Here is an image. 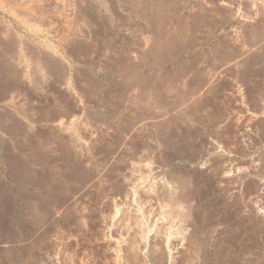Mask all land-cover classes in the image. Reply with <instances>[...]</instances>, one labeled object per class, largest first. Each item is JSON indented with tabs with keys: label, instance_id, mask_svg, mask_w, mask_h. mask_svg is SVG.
Returning a JSON list of instances; mask_svg holds the SVG:
<instances>
[{
	"label": "rangeland",
	"instance_id": "obj_1",
	"mask_svg": "<svg viewBox=\"0 0 264 264\" xmlns=\"http://www.w3.org/2000/svg\"><path fill=\"white\" fill-rule=\"evenodd\" d=\"M83 1L85 10L97 16L92 22L80 20L82 29L85 27L84 33L71 43L78 45L65 46L63 52V45L57 38L30 25L34 21L22 22L14 14L13 7L20 6L0 0V264H37L52 243L59 247L60 255L66 251L65 254L72 253V258L76 256L74 264L163 263L149 251L129 259H124L123 254L114 259L103 251L98 252L99 256L90 251L84 254L70 240L82 225L81 201L88 192L85 181L89 166L82 159H86L88 152L76 143L83 141L87 129L97 130L99 140L104 141L111 133L103 134L102 131L110 125H115L116 129L123 122L114 119L115 116L131 112L135 107L164 113L157 127L148 131L152 137L145 133L136 139L160 142L163 161L176 172L187 175L195 185L188 212L190 216L193 214L190 217L193 229L198 230L193 237L197 241L192 239L193 246L181 251L176 264H264V187L261 188L264 184V42H261L264 41V0ZM154 3H159L160 10L157 4L153 7ZM124 19L128 22V31L124 33L128 37L126 41L129 37L135 38L129 40L128 46L121 44L124 34L116 27L122 22L126 24ZM129 19L137 22L128 25ZM132 25L137 31L132 30ZM129 28L130 32L138 35L145 32L146 35L139 37L134 32L129 33ZM84 36L93 40H86ZM143 38L149 42L140 47L138 42L142 44ZM9 39L12 43L15 41V49H11L13 44ZM125 46H131L129 51ZM135 48H140L139 53ZM95 50L99 53H94ZM18 55L25 61L18 59ZM56 64L59 67L56 68ZM135 79L160 80L161 87L147 86L144 90L149 88V92L147 90L145 97L143 87L124 89L123 84ZM208 79L213 82L206 88L203 83ZM131 94L135 99L132 100ZM75 99L78 102H73ZM70 105V110L78 112L70 114ZM62 115L64 118L74 116L75 122L69 125L72 130L67 134L53 124L54 118L59 120ZM212 140L225 145L224 157L211 149L208 151ZM75 149L82 151L84 157ZM208 155L214 164L203 168L200 162ZM225 163L238 164L240 170L219 183L216 171ZM183 251L188 255L184 253L183 256ZM84 257L89 259L82 261ZM103 258L109 261L101 260ZM62 263L60 258L57 264Z\"/></svg>",
	"mask_w": 264,
	"mask_h": 264
},
{
	"label": "bare ground",
	"instance_id": "obj_2",
	"mask_svg": "<svg viewBox=\"0 0 264 264\" xmlns=\"http://www.w3.org/2000/svg\"><path fill=\"white\" fill-rule=\"evenodd\" d=\"M8 2L13 4L14 6H20L21 7V8L20 7L19 8L18 7H13V12L20 20H22V22L23 21L28 22L27 20H29L30 22L34 21V23L30 24V25H33L34 27L38 28V30L40 29L43 32H45V33H47L49 35H52L55 38H57L59 40V42L61 43V45H63L62 46L63 47V52H64V47L65 46L66 47L70 46L72 48L73 45L71 43L74 44L75 43L74 41L79 39V37L82 36V34L84 33L83 29L85 27L82 29L83 24H82V22L80 20L84 19L87 22H92L93 19H94V16L96 15V14L95 15L91 14L92 13L91 11L88 13L87 9L85 10V8H84L85 4L83 3L84 2L83 0H8ZM156 2H158V1H156ZM105 3H108V2H105ZM156 4L154 3L153 7H155ZM114 5H115V3H114ZM111 6H113V3H112ZM147 6H148V4H147ZM147 6H145V8ZM157 6H158L157 8L159 9V3L157 4ZM163 6H165V4ZM142 7H144V6H142ZM111 8L112 7H110V9ZM115 8H117V7L115 6ZM149 8H151V7H149ZM152 9L153 8H151V10ZM113 10H112V12H113ZM120 10H121V8H120ZM140 10H142V9H140ZM145 10L147 11V9H145ZM153 11H154V9H153ZM116 12L117 11H115V13ZM136 12L137 13H141L142 11L141 12L136 11ZM115 13H112L113 14L112 17L115 16L114 15ZM147 13H149V16H150V11H148ZM118 14H119V11H118ZM151 14H152V12H151ZM140 15H142V14H140ZM126 16L127 15H125V17ZM138 16H139V14H138ZM143 17L145 18V15ZM151 17H153V16H151ZM122 18H124V14H123ZM140 18H141V16H140ZM144 18H143V20H144ZM120 20H121V18H120ZM124 21H125V19H124ZM128 21H130L128 25H131V22L132 23L137 22V21L133 22L130 19ZM118 23H120V22H118ZM127 23L128 22H126V24L125 23L123 24V22H122V25L120 23L119 24L120 26H116V27H120V29L122 30V32H120V33L124 34V33H126L128 31ZM26 24H28V23H26ZM141 24H144V23H141ZM86 25H87V23H86ZM147 25H148V22H147ZM7 26H8V24H7ZM152 27L153 26H151V29H152ZM30 28H29V30H30ZM132 28H133L132 30L137 31V27H133V25H132ZM134 28H136V29H134ZM154 28H156V27H154ZM130 29L131 28H129V33L134 32L132 30H131L132 32H130ZM138 29H139V25H138ZM146 30L147 29H145V31ZM92 31L94 32V30H92ZM139 31H141V30H139ZM144 33H142V34H144ZM89 34H90V32H89ZM92 34H94V33H92ZM133 34H136V33L134 32ZM142 34H140V35L136 34V35H138L139 37L140 36L141 37H145L144 35H146V34H144L143 36H142ZM126 35H128V33ZM111 36H113V35H111ZM13 37H15V36H13ZM126 37H125V34H124L123 37L120 39L121 40V44H123V45L129 44L130 45L129 40L130 41H132V40L134 41L135 40V38L133 39L132 37H129L130 39L128 41H126ZM85 38H86V40L87 39L88 40L91 39V38H87V36L86 37L84 36V39ZM11 39H9V40L11 41ZM3 40L4 39L2 38V41ZM6 40H8V39L6 38ZM91 40H93V39H91ZM146 40H147V38H146ZM48 41H49V39H48ZM138 41H140V40H138ZM143 41H142L143 43L141 42L142 44H140L138 42L140 47H141V45H146L147 46V43L149 42V40H147V42H146L145 39ZM6 42L8 43V41H6ZM14 42H15L14 40H13V43L11 41V45L13 44L11 46V49H13L12 47H14ZM261 42H264V41L261 40ZM44 44H43V46H44ZM56 44H57V42H56ZM83 44H85V43H83ZM131 44H132V42H131ZM76 45H78V44H75L74 46H76ZM91 45H93V44H91ZM94 45H96V44H94ZM29 46L31 47L32 45H29ZM127 46H125V47H127ZM6 47L8 48L9 46L6 45ZM19 47H20V45H19ZM56 47L58 48V46H56ZM66 47H65V49H66ZM130 47H127V49L128 48L130 49ZM48 48H49V46H48ZM83 48H84V50L86 49L85 47H83ZM122 48H123V46H122ZM143 48L144 47H142L141 49H143ZM14 49H15V47H14ZM22 49H24V48H22ZM129 49H128V51H129ZM133 49H134V47H133ZM139 49L135 48L134 51H138ZM45 50L46 49L44 47V51ZM109 50L108 51L106 50V51L109 52ZM122 50H124V49H122ZM87 51H88V49H87ZM95 51H94V53H99V52H97V51L95 52ZM112 51H113V48H112ZM124 51L126 52V50H124ZM45 52H47V51H45ZM69 52H70V50H69ZM119 52H121V50ZM20 53H21V50H20ZM54 53H56V52H54ZM121 53H123V55H124V52H121ZM138 53H139V51H138ZM31 54H33V53H30V55ZM68 54L71 55V53H68ZM92 54H93V52H92ZM106 54H109V53H106ZM19 55H18V59L20 57ZM23 55H24V53H23ZM102 55H104V54H102ZM134 55H133V58H134ZM45 56H46V54H45ZM100 56H101V54H100ZM121 56H122V54H121ZM82 57L83 56H81V58ZM89 57H92V55L89 56ZM20 58L24 59V61H25L24 57L21 56ZM87 58H88V56H87ZM93 58H92V60H93ZM42 59L43 58L41 57V60ZM83 59H84V57H83ZM104 59L106 60V57H104ZM109 59H110V57H109ZM33 61H34V59H33ZM44 61H46V60L43 59V62ZM75 61H76V59H75ZM47 62H49V61H47ZM64 62H66V61H64ZM20 63H22V62L20 61ZM94 63H95V61H94ZM18 64H19V62H18ZM24 64H20V65H24ZM26 64H28V63H26ZM47 64H50V63H47ZM61 64H63V63H61ZM75 64H77V63H75ZM17 65H15V66H17ZM40 65H41V63H40ZM44 65H45V63H44ZM53 65L54 64H52V66ZM123 65H125V64H123ZM57 67H59V65H57L56 68ZM62 67H60V68H62ZM21 69H22V66H21ZM22 71H23V69H22ZM61 71H60V73H61ZM52 72H55V71H52ZM73 73L75 74L76 72H73ZM79 73H81V72H79ZM25 74H26L25 76H27V73H25ZM64 74H65V72H64ZM53 75H56V74L53 73ZM128 76H130V75H128ZM28 79H29V77H28ZM51 79H54V78H51ZM60 79H61V77H60ZM62 79L65 80L63 77H62ZM74 79H77V78H74ZM54 81L55 80H53V82ZM56 81H58V80H56ZM159 82H160V80H159ZM159 82L158 81L157 82H146L144 80L135 79L131 83L129 81L130 84L128 82L127 83L124 82L125 84H123V87H124V89H129L130 86L134 87V88L135 87H140V89L143 87V90H144V89H146L147 86H149V88H151V87H159L160 86ZM211 82H213V81L211 79H208V80H206L205 83H203L204 84L203 86H205L207 88V86H209L211 84ZM51 84L52 83H50V86H51ZM65 85H67V84H65ZM63 86H64V83H63ZM63 86H60V87H63ZM70 86H69V88H70ZM202 88H204V87H202ZM61 89H63V88H61ZM65 89L68 90L67 88H65ZM70 90H72V89H70ZM147 90H144L145 91L143 93L144 97L148 95L147 94ZM136 91H137V89H136ZM148 92H149V90H148ZM72 93H75L74 89H73ZM69 95H71V93ZM136 95H138V94L136 93ZM141 95H142V92H141ZM131 96H132V100H133L134 94L133 95L131 94ZM138 96L136 97V101H138L137 100ZM149 97H151V95ZM87 98H88V96H87ZM191 98H192V96H191ZM191 98H189V100ZM134 99H135V97H134ZM68 100H69V98H68ZM77 100L75 99V101H73V102L76 103V102H78ZM84 100H86V98H84ZM61 101H60V103H61ZM140 103H141V101H140ZM58 104H56V105L60 106ZM62 104H63V102H62ZM61 106H63V105H61ZM72 106H74L76 109L79 108V107H76L75 105H72ZM135 108L137 109V107H135ZM135 108L131 112L130 111L129 112L126 111V112H120L117 115L115 114L116 115L115 118L112 116L114 119H117V120L119 119V121H121V119H122L123 122L121 121L120 122L121 124L120 123H116V125L120 124V126L117 127L116 129L114 127L115 125H112V127H114L113 130H109L110 128H112L111 125H110V127L107 130L106 129H105V131L101 130L103 132V134L104 133H111V134H108L109 137L107 139H105L104 141L99 140V134H98L99 132L97 130L95 132V129H94V132H95L94 133L93 131H90L88 129L87 130L84 129V131L86 130V134H87L86 137L83 139V141L80 140V142L76 143V144H78L77 146H80L81 149H83L84 151L88 152V154L85 153V154L88 155L86 157V159L82 158V159H84V160H86L88 162L87 166H89L88 170L86 171V172H88V174L86 175V181H85L86 182L85 187H86V190L88 192H86V194H85L87 197L81 196L82 198L84 197V199L81 201V216H82V219L81 218L80 219L83 220V221H81L82 225H80L81 227L80 226L77 227V228H80L77 231L74 230V231H76V233L74 232V236L73 237L71 236L72 238L69 237V239L71 238L70 240L73 242L72 244H74V246L79 248V250L81 249L80 251L83 250L84 254L85 253L87 254L88 251L97 252V253L100 252V251H103L104 253H106V255L109 254L110 256H113L114 259H115V257H118L120 254L124 255L125 258L122 256L124 259H129L128 257H132L133 256V257L137 258L144 251H149L152 254L156 255L159 258V260H161L160 262H163V263L166 262L167 264H176V263H178L177 259H178L179 255H181V251L193 246L192 243L194 241L192 239H194V240L197 239V238H193L194 236L196 237L195 232L198 231L197 229L195 231V229H193V226H192V223H194V222H192L190 217L193 216V214L190 216V213L188 212V211H190L188 209L191 206L192 197H193V194L195 192V185L192 183L191 179L187 175H183V174H181L179 172H176L170 166V164L165 163L163 161L162 147H161L160 142H157V141L156 142H148L149 140L148 141L145 140L143 142V141H137V139H136L137 136L138 137L140 135L144 136L145 133H148V135H149L150 133L148 131H151L150 129H154V127H157L158 123L162 119H164L163 118L164 113H162V111H160V110H139V109L136 110ZM70 109H71V105L69 106L68 110H70ZM54 110H59V108L58 109H54ZM81 110H83V109H81ZM100 110H101V108H100ZM72 111L73 110H70L71 113L70 112L69 113L72 114L73 112H76V113L78 112L77 110L73 111V112ZM51 113H53V112H51ZM54 114H56V113H54ZM65 114H67V113L65 112ZM31 116H32V114H31ZM57 116L58 115H56V117ZM62 116L59 118V120L57 119L58 117L54 118L57 121L55 120V122H54V120H53V124L55 123V125L60 129L59 131H62L64 134L65 133L67 134V133L71 132L70 130H72L71 127L69 129V125L73 124L75 122L74 118H73L75 115L73 117H70V118H67V117L64 118V116L63 117ZM66 116H70V115L67 114ZM110 116H109V118L111 119ZM78 119H80V117ZM53 124H51V125H53ZM81 124H84V123H81ZM85 125H86V128H87L88 127L87 124H85ZM82 127H80V128H82ZM82 133H85V132H82ZM80 135H82V134H80ZM101 136H103V135H101ZM149 136H151V135H149ZM70 137L72 138L73 135H71ZM80 139H82V138H80ZM149 139H150V137H149ZM151 141H154V140H151ZM80 147H78V149ZM208 148H209L208 151H210V149H211L212 151H214L216 153L218 152L220 155H222L224 157V155H223L224 153L223 152H224V149H225V145L222 142H220L218 140H212L209 143ZM78 149H75V150L77 152H81V154H82V151H80V150L78 151ZM82 156L84 157L83 154L81 155V157ZM217 161L219 162V160H217ZM85 163H83V165ZM200 163L202 164L203 168H210L214 164L213 160L209 157V155L205 156L201 160ZM239 170H240V166L238 164H234V163H232L230 165H226V163L222 164L219 167V169L216 171V177H217L218 182L222 183L225 179H227V178H229L231 176H235L239 172ZM261 185H262L261 188H263L264 184H261ZM81 187H82V185H81ZM82 190H84V188ZM195 195H196V193H195ZM77 196H78V193H77L76 197ZM73 201H74V198H73ZM74 202L76 204V201H74ZM185 207H186V209H185ZM59 213H61V211ZM54 219H55V217H54ZM57 231H58V229H57ZM67 233L69 234V232H67ZM58 234H59V232H58ZM70 235H72V234H69V236ZM197 236H198V234H197ZM62 241H64V240H62ZM195 241H197V240H195ZM64 244H62V245L64 246ZM58 245H59V243H58ZM69 245H70V243H69ZM69 245H67V246H69ZM64 247L61 246V248H64ZM42 248H44V247H42ZM58 248H57V245L55 243H52L50 245V247H48V249L46 250V252L43 255V257H41V262H39L37 264H57L58 260L60 258L63 261L62 264H74L73 259L76 256L75 257L73 256L74 258H72V256H71L72 253L65 254L66 251H65L64 255L63 254L60 255L61 251H59ZM68 248L69 247H67V249ZM71 248H74V247H71ZM191 249L193 250V248H191ZM68 250L70 251V248ZM73 251H74V249H73ZM103 252H101V254ZM146 253L148 255V252H146ZM184 253L186 254L188 252L187 251L186 252L183 251L182 255ZM189 253L191 255V251ZM96 255L97 254H95V256ZM186 255H188V254H186ZM82 256H84V255H82ZM98 256H99V253H98ZM149 257H151V256L149 255ZM79 258L82 259L83 257L79 256ZM84 258H86V257H84ZM87 259H89V258H86L85 260H82V261H86ZM96 259H97V256H96ZM108 259H109V257H108ZM116 259H118V258H116ZM101 260H104L106 262L107 259L103 258ZM130 260H133V259L130 258ZM130 260H129V262H131ZM140 260H142V259H140ZM36 261H37V259H36ZM38 261H39V259H38ZM104 261L103 262L101 261V262L104 263ZM107 261H109V260H107ZM151 261H154V260L151 259ZM156 261L158 262V260L155 257V262ZM179 261H181V260H179ZM76 262H78V260ZM119 262H120V260L118 261V263ZM126 262L127 261H125V263ZM134 262H135V260L133 261V263ZM143 262H145V260ZM106 263H104V264H106ZM123 263H124V260H123ZM163 263H161V264H163ZM77 264H80V263H77ZM131 264H132V262H131ZM134 264H136V263H134ZM138 264H139V262H138Z\"/></svg>",
	"mask_w": 264,
	"mask_h": 264
}]
</instances>
